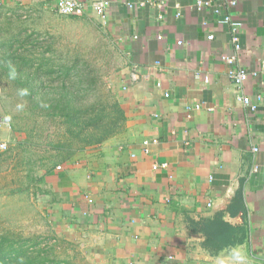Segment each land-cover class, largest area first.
<instances>
[{
	"label": "crops",
	"instance_id": "0c3cea01",
	"mask_svg": "<svg viewBox=\"0 0 264 264\" xmlns=\"http://www.w3.org/2000/svg\"><path fill=\"white\" fill-rule=\"evenodd\" d=\"M78 1L76 20L101 21L91 4L109 3L101 31L116 53L110 97L125 123L40 175L53 229L92 264H264V0H210L241 23L237 52L230 28L195 0ZM141 1L166 2L162 18L126 6ZM55 3L0 0V13ZM231 69L250 74L239 89ZM207 222L223 248L207 246Z\"/></svg>",
	"mask_w": 264,
	"mask_h": 264
},
{
	"label": "rangeland",
	"instance_id": "374dc122",
	"mask_svg": "<svg viewBox=\"0 0 264 264\" xmlns=\"http://www.w3.org/2000/svg\"><path fill=\"white\" fill-rule=\"evenodd\" d=\"M102 24L92 16L76 20L59 15L54 7L17 6L6 15L0 13V117L5 121L2 127L9 129L8 150L0 152V238L17 237L21 242L30 238L45 251V257L59 264L92 261L75 240L53 229L47 212L52 207L38 184L43 172L71 159L66 150L54 152L46 146L60 138L61 128L58 118L47 116L52 111L47 108L58 87L77 82L70 75L65 81L56 78L60 69L73 67L96 80L86 89L81 87L85 92L78 91L84 97L83 105L95 103L97 107L110 100L109 93L113 96L110 78L116 53L101 31ZM49 70L56 72L47 75ZM26 72L32 73L35 85L40 84L36 86L39 91L34 89L30 95L41 99L39 108L33 107L29 89L23 86Z\"/></svg>",
	"mask_w": 264,
	"mask_h": 264
},
{
	"label": "trees",
	"instance_id": "16d2710c",
	"mask_svg": "<svg viewBox=\"0 0 264 264\" xmlns=\"http://www.w3.org/2000/svg\"><path fill=\"white\" fill-rule=\"evenodd\" d=\"M7 59V58H6ZM11 65H7V69H11ZM62 74L58 71L56 78L61 77L62 81H65L69 75L72 80L77 82H72L68 86L64 84L58 87L54 92L53 97L51 98V104L48 108H52V111L47 113V116L50 119L58 118L60 120L61 128L58 131L60 138L55 139V141L50 140L46 142V146L53 150L54 152H60L61 150H66L67 157H73L78 152L91 147L98 145L108 138L119 133L124 126L125 116L123 110L120 108L119 104L110 97L107 102L101 103L99 108L96 107L95 103L84 104V97L79 96V92L83 89L88 88L95 84L96 80L88 76L89 73L75 70L73 67L71 69H60ZM74 70V71H73ZM55 70H49L47 75L55 74ZM26 79L22 82L25 89H29L28 99L33 103L34 108H39L41 104V99L31 98L34 89L36 92L39 91V83L35 85L32 82L33 78L32 73L26 72ZM43 75V74H42ZM77 77V79H75ZM55 79V78H54ZM41 82L42 79L39 78ZM63 83V82H61ZM31 87V88H29ZM80 90V91H79ZM79 91V92H78ZM86 91V90H82ZM35 92V93H36ZM31 95V96H30ZM93 109V112L90 113V109ZM66 159V158H65ZM29 191V190H28ZM236 203L242 201V196L240 193L237 194L234 199ZM218 223H222V218L218 216L216 218ZM207 233L206 244L212 249L219 250L225 246V244L220 243L217 239L209 237V222L204 223L203 229ZM30 238L25 239L21 242V239L16 238H0V264H59L55 260H51L43 255L45 251L41 249L39 244L35 241H30ZM31 242V244H28ZM228 244V243H227ZM230 244V243H229Z\"/></svg>",
	"mask_w": 264,
	"mask_h": 264
},
{
	"label": "built area",
	"instance_id": "2783aa9c",
	"mask_svg": "<svg viewBox=\"0 0 264 264\" xmlns=\"http://www.w3.org/2000/svg\"><path fill=\"white\" fill-rule=\"evenodd\" d=\"M151 5L156 7L160 12L158 14V18H162V11L166 7V2L164 1H159L158 3L154 2H137V3H132L128 2L126 4L127 7L129 8H134L135 6H144V5ZM82 4L78 0H56L55 3V9L59 15L62 16H70L74 15L77 11L81 10ZM109 3L107 1H96L91 4V9L93 12L99 17L101 22L105 20V15L106 11L108 9ZM235 6V2L232 1L230 2V7ZM195 7L197 10H202L205 8H210L212 9V12L215 16L218 17V22L222 25H226L230 28V34H231V40L232 43L234 44V49L235 51L240 50V44H239V38H238V30L241 26V23L234 19L232 15L229 14H221L220 9L213 4L212 1L210 0H195ZM162 12V13H161ZM180 14L178 13L177 16ZM208 40L213 39V35H208L207 37ZM181 44V42H180ZM234 57H224V60L226 61H233ZM250 74L243 70V69H231L228 72V78L230 81L239 89L241 88L242 84L247 80L248 76ZM196 77H199L196 75ZM204 83H208V77L203 78ZM165 96H168L167 94ZM241 101L244 103L245 106L249 107L251 110H256V105H254L249 98L240 96L239 97ZM5 121L3 118L0 117V126L4 125ZM8 150V144L1 138L0 136V152H6ZM256 150V149H254ZM157 166H154L156 168ZM89 203H91V200H88Z\"/></svg>",
	"mask_w": 264,
	"mask_h": 264
}]
</instances>
